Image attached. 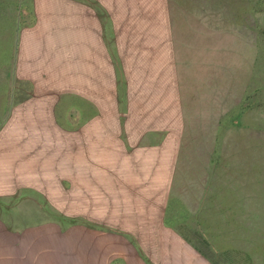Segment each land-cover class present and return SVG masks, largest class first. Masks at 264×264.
Instances as JSON below:
<instances>
[{"label":"rangeland","instance_id":"374dc122","mask_svg":"<svg viewBox=\"0 0 264 264\" xmlns=\"http://www.w3.org/2000/svg\"><path fill=\"white\" fill-rule=\"evenodd\" d=\"M252 6L245 0H118L117 9L128 8V12L119 13L120 42L116 44L110 33H104V68L97 84L89 80V85L98 89L97 97L102 98L103 127L107 131L101 137L92 135L87 145L88 151L100 146L109 150L112 146L136 168L132 193L138 198L129 203L136 211L131 215L142 216L146 228L150 223L146 219L151 218L156 238L153 234L133 236L127 232V221L111 227L108 220H97L102 226L89 227L91 222H83L78 215L63 217L62 190L58 187L51 190L55 204L48 203L37 191L23 190L0 203V213L6 217L8 229H23L19 244L24 246V264H184L176 254L164 252L160 257L154 250L159 249L158 242L165 239L167 229L180 241L174 247L179 246L184 255H193L194 244L206 242L208 216L213 225L222 222L229 227L234 218L241 228L248 227L246 232L253 228L254 243L246 254L255 261H244L262 264L264 231L258 226H264V5L256 12ZM102 22L110 24L105 19ZM253 39L258 42L255 46L249 42ZM255 52L258 62L252 70L254 78L248 80L245 63L248 68L246 60ZM79 78L73 80L77 85L78 81L82 83ZM10 98L15 95L10 94ZM59 114L66 116V110ZM224 114L239 118L240 124H226L227 138L230 133L232 136L221 141L220 150L211 152L218 142L216 127ZM238 134L245 136L239 144L233 139ZM163 138L166 145L162 150L131 153ZM71 140L67 154L71 151L78 157L77 140ZM116 159L109 155L102 162L87 159L86 164L92 168L91 174L87 172L93 179L91 185L98 176L110 179L111 173H101V167L112 166ZM138 168H151L147 204L142 193L147 196L148 180H140ZM160 176L166 177L163 187L164 177L160 180ZM205 181L210 184L202 190ZM81 193L74 194L77 202H83L80 197L85 194ZM240 197L245 200L242 208ZM200 201L204 208L198 214ZM210 202L222 207L223 213L217 214L218 208L206 210ZM79 206L76 203V212ZM91 207L95 212L94 205ZM105 208L96 211L106 213ZM238 208L242 214H238ZM134 223L138 225L137 220ZM89 228L96 231L91 229L94 232L86 236ZM142 239H149L151 257L139 247ZM213 242L216 256L225 249L224 243L229 244L225 237ZM217 242L221 243L219 247ZM82 245L87 251L79 248ZM102 248L103 257L99 259Z\"/></svg>","mask_w":264,"mask_h":264},{"label":"crops","instance_id":"0c3cea01","mask_svg":"<svg viewBox=\"0 0 264 264\" xmlns=\"http://www.w3.org/2000/svg\"><path fill=\"white\" fill-rule=\"evenodd\" d=\"M245 2L253 5L255 12L258 6L262 9L264 5V0ZM117 3L118 0H0V203L12 199L23 190H31L42 194L48 203L55 204L51 200V190L58 187L62 190L63 217L69 219L78 215L83 222L92 223L89 227L102 226L97 220L100 222L106 219L111 227H118L127 221L130 226L127 232L133 236L141 237V234L145 238L153 234L156 238L151 218L146 219L150 222L146 228L141 223L142 216L136 218L131 215L136 211L130 205L138 195L132 193L135 190L132 177L136 168L127 164L126 155L117 153L112 146L107 147L110 151L102 146L88 151L87 145L92 135L101 137L107 131V127H103L102 98L97 97L98 89L93 84H97V76L102 74L104 68V33L105 36L110 33V39L116 44L120 42L118 30L122 25L119 23V13L120 10L128 12V8L117 9ZM102 19L110 24H103ZM249 42L252 46L258 43L254 39ZM253 55L246 60L249 62L248 68L245 63V69L249 70L248 80L254 78L252 70L253 67L256 69L258 62L257 52ZM76 77H80L82 83L78 81L77 85L73 81ZM89 80L94 83L89 85ZM10 94H14L15 98L11 99ZM64 109L66 116L62 117L59 111ZM226 124L227 127L240 124V119L235 120L229 114L223 115L216 127L215 140L218 142L211 152L220 150L221 141L228 139ZM231 136L230 133L229 139ZM59 137L62 140L59 141ZM164 138L156 144L135 148L131 153L162 150L166 145ZM241 138L244 140L245 136L238 134L237 138L233 137L238 144ZM71 139L77 140L78 157L81 158L78 159L79 163L76 162V154L72 155L71 151L67 154V148L72 147ZM58 141L61 142L60 148H57ZM209 147L208 144V151ZM242 149L239 147V151ZM108 155L115 159L118 157L114 166L101 167V173H111L110 179L108 176H98L95 185H91L93 179L88 175L92 173V168L86 164L87 159L102 162V158ZM138 169L141 171L142 168ZM150 169L141 171L140 179L143 182L148 180L147 196L142 193V198L147 199L146 204L151 196ZM162 178L163 187L166 177L160 176L158 179ZM207 184L210 183H202V190L209 186ZM140 188L144 189L143 186ZM86 189L90 192L84 191ZM81 192L85 194L80 197L83 202H77L74 194L83 195ZM242 198H238L241 208L245 201ZM201 201L196 209L198 214L204 208ZM76 203L80 205L78 212L75 209ZM90 205H94L95 212ZM105 205L106 213L96 211ZM215 208H218L217 214L224 211L214 203L206 205V210ZM241 208H238V214L243 213ZM233 211H237V208H233ZM209 218L205 224L206 242H201L199 246L194 244L193 255H184L181 249L178 250L179 246L174 247L175 242L179 245L180 241L175 239L177 235L172 230L167 229L164 231L165 239L159 240V249H155L154 254L158 253L160 257L164 252L176 254V259L184 264H247L244 260L248 258L249 262L255 261L246 254L250 250L248 247L254 243V236H251L253 228L249 227L250 233L246 232L248 227L241 228L240 223H234V218L228 223L229 227L222 222L213 225L211 221L209 223ZM136 220L138 225L134 223ZM6 221V217L0 213V264H24V246L19 244L22 242L23 229L12 226L8 229ZM258 227L264 231L263 223ZM91 229L96 228L87 229L86 236L94 232H90ZM198 233L202 239L203 235ZM209 237H212V241ZM215 237H225L229 243H224L225 249L221 245L222 250H219L217 256L218 251L212 245ZM220 244L217 242L218 247ZM202 245H205V251ZM139 247L146 256H152L149 239H142ZM100 251L99 259L103 257V248Z\"/></svg>","mask_w":264,"mask_h":264}]
</instances>
